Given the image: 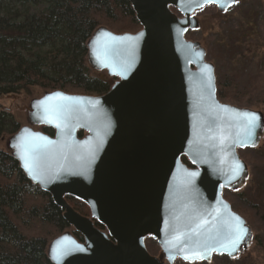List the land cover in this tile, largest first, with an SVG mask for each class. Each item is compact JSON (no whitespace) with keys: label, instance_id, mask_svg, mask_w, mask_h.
Listing matches in <instances>:
<instances>
[{"label":"water","instance_id":"water-1","mask_svg":"<svg viewBox=\"0 0 264 264\" xmlns=\"http://www.w3.org/2000/svg\"><path fill=\"white\" fill-rule=\"evenodd\" d=\"M127 1L140 30L115 34L99 27L85 44L88 69L104 73V82L115 79L108 91L0 95V113L18 125L16 133L2 137L0 151L62 211L67 229L46 246L50 264L238 261L251 249L254 233L224 195L249 186L240 152L263 146L264 115L218 101L206 47L186 35L204 30L197 14L206 7L221 16L241 1ZM242 112L258 117L250 138L236 115ZM22 140L31 149V170ZM67 197L84 204L89 216L76 213ZM233 217L248 235L236 251L223 250L210 237L223 238L237 223ZM204 221V234L192 236L191 229ZM148 240L158 248L154 256ZM197 240L216 250L185 260ZM58 246L63 255L53 251Z\"/></svg>","mask_w":264,"mask_h":264},{"label":"trees","instance_id":"trees-1","mask_svg":"<svg viewBox=\"0 0 264 264\" xmlns=\"http://www.w3.org/2000/svg\"><path fill=\"white\" fill-rule=\"evenodd\" d=\"M99 27L115 34L140 29L127 0H0V95L20 91L31 95L37 90L105 94L108 84L85 61V44ZM226 80L218 84L217 98L239 104L250 97ZM17 130L13 119L0 113V140ZM66 201L76 213L89 215L84 204L68 197ZM237 212L253 221L252 211ZM61 214L50 197L0 151V264H50L46 246L67 229Z\"/></svg>","mask_w":264,"mask_h":264},{"label":"rangeland","instance_id":"rangeland-1","mask_svg":"<svg viewBox=\"0 0 264 264\" xmlns=\"http://www.w3.org/2000/svg\"><path fill=\"white\" fill-rule=\"evenodd\" d=\"M240 1H244L247 5L238 6L237 9L228 13L229 17L220 18L222 23L224 22L223 27L220 26V16H216L217 13L214 10L207 13V32L205 28L202 32L188 34L186 38L201 41L206 47V60L211 61L212 64L214 62L217 66L215 75L218 84L230 79L239 85L240 89L246 87L253 94L242 103L227 101L228 104L260 110L264 115V5L262 0ZM252 2H254L253 5ZM257 3L261 7L257 8ZM246 19H251L253 23L250 28L252 33L246 27ZM217 21H219L217 23L219 28H216ZM238 37L242 38L237 42ZM257 47H259L260 56L253 52ZM253 58L255 61L252 60ZM38 91H34L32 95L23 92V96L29 99ZM240 156L248 166L251 181L242 193L237 195L225 193L224 196L225 199L228 198L227 201L234 211L237 212V209L252 211V222L241 216L253 231L254 242L251 249L238 261H229L221 257L214 259L211 264H264V144L259 150L240 152ZM253 194L259 196V199L255 197L253 200ZM146 248L150 255L154 256L157 253L158 248L151 240L146 241Z\"/></svg>","mask_w":264,"mask_h":264},{"label":"snow or ice","instance_id":"snow-or-ice-1","mask_svg":"<svg viewBox=\"0 0 264 264\" xmlns=\"http://www.w3.org/2000/svg\"><path fill=\"white\" fill-rule=\"evenodd\" d=\"M224 111H229L227 108L223 109ZM236 115L240 118L241 127L243 128L245 134L250 138L251 137V129L255 127L256 121L258 119L257 115L251 112H242L236 113ZM59 126V125H58ZM21 147L24 153L25 167L31 170L32 168V157H31V149L28 147V142L23 141L21 143ZM242 168L241 165L237 163L236 170L239 171ZM192 176H195L196 173H191ZM233 219L237 222L234 226H230L227 231L224 233L223 238L219 236L210 237L212 240H216L220 248L223 250H231L236 251L239 245L243 242V239L248 235V230L244 227L243 222L239 220L238 217H233ZM203 223H207L204 221L202 223H197L194 228L191 229L192 236L200 237L206 231L203 228ZM185 238H187L185 236ZM176 240H181L180 236L175 237ZM181 250H184L183 241L180 244ZM215 247L210 245L207 240L195 242V247L191 250L189 255H185V260L190 259H204L210 254V252L215 251ZM53 251L57 252L58 255H63V251L59 249H54ZM222 254V253H221Z\"/></svg>","mask_w":264,"mask_h":264},{"label":"flooded vegetation","instance_id":"flooded-vegetation-1","mask_svg":"<svg viewBox=\"0 0 264 264\" xmlns=\"http://www.w3.org/2000/svg\"><path fill=\"white\" fill-rule=\"evenodd\" d=\"M253 3L254 2H252L251 4L253 5ZM247 5V3H245L244 1H241L238 5H236L234 8H232L231 10H229V12L231 13L232 11H233V9H237V7L238 6H246ZM257 5V8H259V7H261V5L259 4V3H257L256 4ZM215 10V8L214 7H209V8H205L203 11H201L200 13H198L197 14V16L198 17H200L201 19H203L202 21H200V23H201V26L203 27V29H205L206 28V32H207V13H210V12H213ZM229 12H227V13H225L224 15H217L216 14V16H220L219 17V20H221L220 18H222V19H224V17H229L228 16V13ZM225 19H227V18H225ZM227 21V20H226ZM232 21H233V19H232ZM204 22V23H203ZM219 21H217L216 22V28H219V27H217V23H218ZM224 23V22H223ZM222 23V20H221V23H220V26H222L223 27V24ZM246 27L247 28H251L252 27V25H253V23L251 22V19H246ZM216 30V29H215ZM250 32L252 33V30L250 29ZM255 54H257V55H261V53H260V51H259V47H257L256 48V50L255 51H253ZM253 61H255V59L253 58L252 59ZM208 62H210L211 63V61H208ZM213 66H214V70H215V74H216V72H217V66H216V64L213 62ZM216 76V75H215ZM110 83H114V79H112V80H110ZM110 83H107L108 84V87H109V84ZM216 84H217V91H216V95L217 96H219V93H218V90H219V85H218V80L216 79ZM238 88H239V85H238ZM240 89V88H239ZM240 90H242L243 92H248V95L249 96H251V95H253L251 92H249V90H248V88H246V87H243V88H241ZM246 90V91H245ZM221 97V96H220ZM221 103H228L227 101H222V100H220L219 98H217ZM247 104V103H246Z\"/></svg>","mask_w":264,"mask_h":264}]
</instances>
